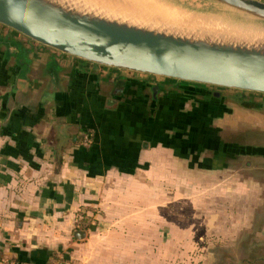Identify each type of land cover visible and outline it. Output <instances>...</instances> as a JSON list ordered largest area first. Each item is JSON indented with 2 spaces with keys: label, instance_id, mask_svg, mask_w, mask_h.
<instances>
[{
  "label": "crops",
  "instance_id": "obj_1",
  "mask_svg": "<svg viewBox=\"0 0 264 264\" xmlns=\"http://www.w3.org/2000/svg\"><path fill=\"white\" fill-rule=\"evenodd\" d=\"M12 32L0 33L13 41L0 45V260L176 264L203 244L201 264H254L264 156L223 137L242 129L240 110L263 129L264 105L230 107L208 86L94 66Z\"/></svg>",
  "mask_w": 264,
  "mask_h": 264
},
{
  "label": "water",
  "instance_id": "obj_2",
  "mask_svg": "<svg viewBox=\"0 0 264 264\" xmlns=\"http://www.w3.org/2000/svg\"><path fill=\"white\" fill-rule=\"evenodd\" d=\"M153 1L182 18L147 14L126 0H0V26L60 55L169 79L174 87L264 95V0H195L206 8ZM12 44L0 35V45ZM240 144L242 154L258 149L264 156V141ZM84 236L74 231L76 240ZM251 257L264 264V239L253 240Z\"/></svg>",
  "mask_w": 264,
  "mask_h": 264
},
{
  "label": "rangeland",
  "instance_id": "obj_3",
  "mask_svg": "<svg viewBox=\"0 0 264 264\" xmlns=\"http://www.w3.org/2000/svg\"><path fill=\"white\" fill-rule=\"evenodd\" d=\"M168 1H174L177 4L181 2L180 0H168ZM182 1L187 3L185 5L190 6L192 8H194V7L195 8L196 7L197 8H201V7L202 8H206L204 6L199 5V2H197L195 0H182ZM210 101H211V99H208V102H210ZM225 104L226 105H230V107L231 106L238 107L237 105L234 104V102H232V100H228V101L225 100ZM243 108H245V107H243ZM233 113L234 112H231L230 115L235 117L234 120L236 122H242V126L243 127H242V129L240 131H234V132L226 133V135H224V137H223L226 141H228V142L229 141L230 142L231 141H235V140H242L243 141V140H245V138L247 139V138H250V137H256V136L258 137V136H260V134L262 135V131H260V130L258 131V130L253 129L252 127H246L245 126L247 124L254 123V120L252 119V117L250 115H248V113H246L243 110L238 111V113H236V114H233ZM240 119H243V120L242 121H238ZM246 119H248V121ZM162 187L167 188L168 186H162ZM167 205H168V198L167 197H162V208L167 207ZM118 214L120 216V212ZM131 215H133V214H129V216H131ZM164 215H166L165 210H162V216H164ZM119 231H121V230H119ZM244 235H246L245 232L243 233L242 236H244ZM211 238H214V237H211ZM214 239L216 240V238H214ZM199 242L200 241H198V243ZM215 244L216 243H213L211 249H212V251L214 253H216V256H217L218 253H220V254L222 253L221 251L223 249L222 248H218L219 246L215 245ZM202 248H203V244L194 245L193 253L196 255L195 258L193 260H191L190 262H188V263H186V261L183 262L181 260H178L176 262V264H201L202 263L201 260L199 261L197 258H198V255L201 253ZM226 252L229 253L230 251H226ZM221 256H224V255H221ZM217 258H218V256H217ZM223 263H224V260H220V261L216 260V261L213 262V264H223Z\"/></svg>",
  "mask_w": 264,
  "mask_h": 264
},
{
  "label": "flooded vegetation",
  "instance_id": "obj_4",
  "mask_svg": "<svg viewBox=\"0 0 264 264\" xmlns=\"http://www.w3.org/2000/svg\"><path fill=\"white\" fill-rule=\"evenodd\" d=\"M1 32L6 34L13 33L11 30L0 26V33ZM203 93V95H205L206 97H211L212 99L218 100L222 103H225V100H232V102H234V104L238 107H254L257 109L258 107H262V105H264V95L252 93H239L228 89H218L213 87H206ZM255 130L262 131V135H264V128Z\"/></svg>",
  "mask_w": 264,
  "mask_h": 264
},
{
  "label": "bare ground",
  "instance_id": "obj_5",
  "mask_svg": "<svg viewBox=\"0 0 264 264\" xmlns=\"http://www.w3.org/2000/svg\"><path fill=\"white\" fill-rule=\"evenodd\" d=\"M133 8H139L147 14L158 15L164 19L178 20L180 13L164 4H157L153 0H126Z\"/></svg>",
  "mask_w": 264,
  "mask_h": 264
},
{
  "label": "built area",
  "instance_id": "obj_6",
  "mask_svg": "<svg viewBox=\"0 0 264 264\" xmlns=\"http://www.w3.org/2000/svg\"><path fill=\"white\" fill-rule=\"evenodd\" d=\"M86 142H89L88 139L86 140ZM0 264H28V263L20 262L15 259L3 258L0 260Z\"/></svg>",
  "mask_w": 264,
  "mask_h": 264
}]
</instances>
